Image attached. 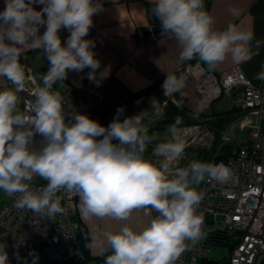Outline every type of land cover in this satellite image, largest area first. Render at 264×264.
<instances>
[{
  "label": "clouds",
  "instance_id": "9594fccd",
  "mask_svg": "<svg viewBox=\"0 0 264 264\" xmlns=\"http://www.w3.org/2000/svg\"><path fill=\"white\" fill-rule=\"evenodd\" d=\"M160 20L161 35L174 37L180 59L194 57L215 67L230 54L241 60L251 37L235 25L223 30L204 8V0H150ZM102 0H4L0 10V190L15 197L19 209L55 219L63 214V193L79 197L88 220L125 222L105 234L110 254L104 264H176L182 252L202 236L199 185L226 182L231 171L223 163L191 160L181 164L186 142L177 127L167 138L149 135L143 112L125 116L117 109L108 125L65 106L54 85L64 87L69 71L90 69L94 79L100 62L86 39ZM44 28L41 33L40 29ZM61 28L69 31L67 40ZM42 49L48 68L27 99L21 97L28 78L21 54ZM183 87V77L167 74L164 95ZM23 103V108L21 104ZM151 108L159 111L153 97ZM157 141L150 155L148 145ZM36 178L47 183L37 185ZM146 217L130 220L135 212ZM8 253L0 245V264Z\"/></svg>",
  "mask_w": 264,
  "mask_h": 264
},
{
  "label": "built area",
  "instance_id": "2783aa9c",
  "mask_svg": "<svg viewBox=\"0 0 264 264\" xmlns=\"http://www.w3.org/2000/svg\"><path fill=\"white\" fill-rule=\"evenodd\" d=\"M89 72L85 68L79 87L69 83H63V88L54 86L64 96L66 107L71 105L87 114L103 106L106 89L105 79L96 73L90 80ZM208 75L211 90L222 92L240 113L218 130L217 138L211 123L210 99L206 98L200 108L192 110L190 122L177 127L186 142L181 162L188 148H211L216 140L220 147L231 143L222 157L215 156L211 161L228 166L231 177L226 182L206 180L199 185L202 200L197 212L203 213L202 236L195 245L189 244L176 264H201L200 259H207L215 244L225 248L222 264H259L264 258V83L254 82L240 64ZM34 88L26 86L21 97L29 98ZM235 127H239V133L234 132ZM244 130L247 135L240 138ZM35 183L47 182L36 178ZM62 195L65 211L55 219L17 208L15 197L0 210V245L8 253L7 264H53L82 256L79 234L85 228L68 202L75 195ZM107 255H99L98 264H104Z\"/></svg>",
  "mask_w": 264,
  "mask_h": 264
},
{
  "label": "crops",
  "instance_id": "0c3cea01",
  "mask_svg": "<svg viewBox=\"0 0 264 264\" xmlns=\"http://www.w3.org/2000/svg\"><path fill=\"white\" fill-rule=\"evenodd\" d=\"M102 3L103 10L94 15L93 25L86 39L92 40L95 45L93 51L100 62L97 73L106 81L105 100H111L114 107L117 105L116 102L122 98L128 97L129 99V96L141 92L153 83L156 86L154 93L142 95L137 99L140 101L150 100L152 95H157L163 100H171L169 96H173V99L179 98L180 90L165 96L162 85L168 73L177 77V70L183 64H187V61L180 59L181 47L175 38L161 35L160 20L152 15L153 4L150 0H102ZM3 7L4 0H0V10H3ZM204 8L213 17L214 27L217 30H223L232 24L251 37V40L245 45L246 50L241 53L243 57L241 60H234L229 54L215 67L207 65L212 70L210 73L220 74L233 65L240 64L254 82L264 83V0H204ZM40 31L42 33L44 28L42 27ZM69 34L67 29L61 28L60 35L63 40L66 41ZM23 52H26V59L29 62L26 76L27 73H30V78L39 84V78L47 72L46 57L42 49L29 48ZM84 70L81 72L69 71L63 83L81 85ZM196 70L198 72L192 74L184 72V79L188 75L191 81H198L200 73L204 79L207 78L209 72L205 68V71H199L198 68ZM145 96L146 98H143ZM223 100L218 101L220 109L225 105H221ZM132 101L133 98L130 103ZM108 103L103 105V108H106V112L103 114L111 115L113 109L108 110L112 107ZM125 105H129V103H125ZM164 107L167 106H163V109ZM102 111L104 110H97V112H91L88 115L95 117ZM128 114L133 113H127L126 116H132ZM156 114L154 120L147 119L150 124L152 123L151 125L156 123L162 115L158 117L159 113ZM93 119L103 124L98 118ZM144 124L150 126L147 123ZM77 200L79 201V199ZM77 211L73 214L80 220ZM86 228L92 238L93 233L88 227ZM91 248L92 253L96 255L93 239ZM220 261H215L210 257L200 259L201 264H222Z\"/></svg>",
  "mask_w": 264,
  "mask_h": 264
},
{
  "label": "rangeland",
  "instance_id": "374dc122",
  "mask_svg": "<svg viewBox=\"0 0 264 264\" xmlns=\"http://www.w3.org/2000/svg\"><path fill=\"white\" fill-rule=\"evenodd\" d=\"M197 68L199 69V71H201V70L208 71L207 69L204 70V66L200 62V60L199 61L197 60L196 62H193L192 60H190V61H187V64H183L177 70L176 75H177V77H183L184 72L185 73H191V74L193 72H198L196 70ZM208 72H209L208 74H211V75L215 74L213 72L210 73V71H208ZM26 77H29L28 78V84L26 86L28 88L36 87L37 84L30 78V73H27ZM209 77L210 76L208 75L207 78L204 79V77H203V75H201V73H200V79L198 81H191V79L188 78V75L186 76V79H184V77H183V87L179 89L180 90V93H179L180 102L186 104V106L189 107V109L195 110L196 108H200V106H202V104L205 102L206 98L210 99V103H209L210 106L213 104V102L220 100L219 98L221 96H223V95H221L222 92L218 91L217 93H215L211 90V85L209 84L210 83ZM199 89L202 90V93L199 91ZM176 93H177V91H176ZM151 97L152 98L155 97L158 100V107H159L158 117H159L162 114L163 106H167L169 100H163L162 98L157 97V95H152ZM143 98H146V96ZM152 98L150 100L146 99L144 101H140L139 99L134 98L135 100L133 99L132 103H130V100L132 98H129V99L125 98L124 100H120L121 103H118L117 105H114V107L112 106L110 109H108V110L113 109V111H111V115L110 114L107 115V113L103 114L104 112H106V110H104V111H102V113H100L99 115L97 114V115H95V117H92V118H98L103 123V125L106 126V125L110 124L111 121L113 120L114 116L116 115L117 109L120 108L121 106H123L125 108V112H124L125 116L127 113L132 112L133 114H128V115H136V114L144 111L143 122L147 123V125H151L152 123L150 124L149 120L147 121V119L154 120L156 118V116H154V115L157 113V111L155 109L151 108ZM169 98L173 99V96H169ZM177 98H174V99H177ZM223 99L224 100L222 101L221 105H224V104L225 105L223 107H221L222 111H226L230 108H233L234 103L232 104L231 100L226 101L225 96ZM125 103L126 104L129 103V105H125ZM98 110H100V109H98ZM94 112H97V111H93V113ZM89 113H91V112H89ZM181 124H176L175 126L178 127ZM237 124H239V122H237ZM177 131H178V133H180L179 129ZM246 135H247L246 130H244L241 133L240 138H245ZM195 147H197V146H194V147L187 149L186 158L183 162H181L182 165L186 164L188 161H191L194 159L196 152H197V148H195ZM150 154H151V152H148V151L146 152V155H150ZM74 197H70L68 199L69 205L71 206V210H72V212L76 213V211L78 209L77 212H78V215L80 217V221H81L80 223L82 224L83 228L88 227L91 230V232L93 233L92 239H93V243H94V250L96 249V251H95L96 255L93 254V256L91 258H89L88 261H86L82 264H98V260L100 259L99 255L102 252H103V254H108V255L110 254V250H108L106 244L103 243L104 238H105V234L123 226V224L125 222L115 221V220H111L108 218H104V219L93 218L91 220L85 219L81 215L80 210H79V201L77 200V199H79V197L76 195ZM75 199H76V202H75ZM12 202H13V197L7 196L2 190H0V210H2L6 206H9ZM145 219H146V217L143 216L142 211L141 212H135V213H133V216L130 220V223L138 225V224L142 223L143 220H145ZM104 247H106V248H104ZM209 257L212 259H215V260L223 259L225 257V248L222 245H217V244L212 245Z\"/></svg>",
  "mask_w": 264,
  "mask_h": 264
},
{
  "label": "trees",
  "instance_id": "16d2710c",
  "mask_svg": "<svg viewBox=\"0 0 264 264\" xmlns=\"http://www.w3.org/2000/svg\"><path fill=\"white\" fill-rule=\"evenodd\" d=\"M197 60H199V59L195 58V57L192 59L193 62H196ZM20 62L22 64V66L24 67L25 74H26L27 65L29 64V62L26 59V52H22ZM201 63L203 64L205 69H207L208 71H212L208 68L206 63H204L203 61H201ZM79 86L80 85H77L76 87H79ZM155 89H156V86L153 83V84L149 85L147 88H145L144 90H142L141 92H137V93L133 94L132 96H129V98L134 99V98L141 97L142 95H150V94L154 93ZM125 98H128V97H124V98H122V100H124ZM223 98H224V95L221 96L219 99L222 100ZM220 100H218V101H220ZM218 101L213 102V104L211 105V111L212 112L210 113L211 123H212V126L214 127L217 138L219 136L218 130L220 128H223L224 126H226V124H228V122H230L231 120H234L240 113L238 108L234 107V106H233V108H230L226 111H222L220 108H218V104H217ZM106 102L107 103L109 102L108 104L110 106L113 105V104H111L112 103L111 100L110 101L105 100V95H104V104ZM118 103H121V101L116 102V104H118ZM102 109L105 110L106 108L105 107L103 108V106H102L100 108V110H102ZM191 112H192V110L189 109V107H187L186 104L180 102L179 98L169 100L167 107H164V109L162 110L161 117L156 121V123L148 126L149 135L156 133L160 140L167 138L168 129L170 127L175 126L176 124L190 122V120L192 119ZM156 142L157 141H153V143L148 145V148H147L148 152H152V149L154 148ZM220 145L221 144L219 142H217V140H216L214 146L211 148L195 147V148H197V152H196L194 159L200 160L203 162H211L215 158V156H217V158L222 157V154L225 153L229 149V147L231 146V143L223 144L221 147H220ZM219 147H220V149H219ZM218 149H219V151H218ZM38 180L42 181V182H46L40 178H38ZM72 213H74V212H72ZM76 218L78 219V217H76ZM79 242H80V248H81V254H82V256L80 258L79 257H72V258L65 260V261L54 262L53 264H82V263L88 261V259L93 256V253H92V248H91L92 238H91V234L87 228L84 229L82 232H80ZM223 260H224V258L221 259V261L220 260H215V261L223 262Z\"/></svg>",
  "mask_w": 264,
  "mask_h": 264
},
{
  "label": "water",
  "instance_id": "95a60500",
  "mask_svg": "<svg viewBox=\"0 0 264 264\" xmlns=\"http://www.w3.org/2000/svg\"><path fill=\"white\" fill-rule=\"evenodd\" d=\"M239 131H240V130H239V127H235V128H234V132H235V133H239ZM259 264H264V258H262V259L260 260Z\"/></svg>",
  "mask_w": 264,
  "mask_h": 264
}]
</instances>
